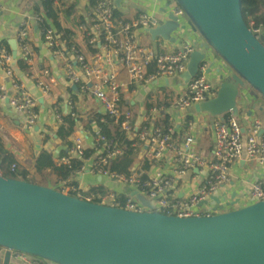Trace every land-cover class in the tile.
<instances>
[{
	"label": "built area",
	"instance_id": "1",
	"mask_svg": "<svg viewBox=\"0 0 264 264\" xmlns=\"http://www.w3.org/2000/svg\"><path fill=\"white\" fill-rule=\"evenodd\" d=\"M114 1L94 0L91 3L86 20L79 23L84 47L73 38L74 31L67 37L64 30L58 29L43 10L34 11V5L24 12H18L22 20L16 34L17 56L0 44L1 72L3 76L13 79L9 89L5 83L0 86V99H8L11 111L22 115L27 129L34 130L38 124L39 94L49 95L59 84L57 76L49 69H43V72L38 70L37 50L29 37V30L35 26L40 29L47 50L62 64L69 85H76L79 91L90 94L97 100L101 106L102 121L109 122L112 119L119 130L128 138L135 140L134 145L138 150L145 144L147 160L150 164L156 165L154 169L145 170L135 159L128 174L110 170L108 164L111 159L121 154L123 149L117 146L114 138L105 134L99 125L92 135L85 130L76 134L65 151L51 156L58 165L65 164L72 171L69 178L60 179L52 186L68 193L78 191V196H81V191L87 192L83 198L102 204L138 211L148 209L134 196L123 191V185H127L147 194L154 202L153 210L179 216L211 215L263 199V118L242 119L232 114L227 117L216 116L212 159L196 144V136L192 133L196 127L193 119L187 122L186 127L189 131L181 138L174 136L176 129L172 125L148 126L135 121L133 110L122 102L121 84L115 69L117 62L122 63L129 80L133 83H149L158 78L170 79L187 69L190 55L197 47L194 41L201 40V36L176 0H163L167 4L164 10L173 12L178 16L180 24H184L179 31L187 39L173 50H161L144 44L135 36V28L160 24V15L142 11L133 20L120 19L115 15ZM52 2L60 11L67 0ZM6 6V2L0 0V12L4 11ZM249 26L256 37L262 39L264 24L251 20ZM86 50L90 53L87 54ZM18 56L26 58L29 64L27 71L34 77L39 94L23 88L22 82L16 79ZM208 62L201 65L200 72L187 82L183 92L173 99L172 106L175 110L186 112L196 103L217 95L220 84L208 71L206 72ZM224 65L223 62V67ZM222 71L224 74L229 73L228 67L226 73L224 68ZM218 81L221 82L220 75ZM246 89L249 95L252 89L250 87ZM74 108L75 104L69 101L66 113H63L62 105L59 103H54L51 111L58 121L63 123L66 115L77 116ZM87 149H91L93 153L85 157L84 152ZM75 159H81L82 163L74 166ZM251 161H254L256 166L246 173L243 167ZM241 162H244L242 167ZM194 170L204 173L206 171L203 182L189 195L176 196L174 192L180 179ZM86 171L99 176L100 180L85 190L81 182ZM234 171H241V175L239 173L236 175ZM235 176L239 178L241 184L239 198L234 201L231 199L214 201L218 192ZM98 185L103 186L104 193L92 190ZM6 250L7 248L0 246V257L4 256ZM11 264L47 263L40 257L12 250Z\"/></svg>",
	"mask_w": 264,
	"mask_h": 264
},
{
	"label": "water",
	"instance_id": "2",
	"mask_svg": "<svg viewBox=\"0 0 264 264\" xmlns=\"http://www.w3.org/2000/svg\"><path fill=\"white\" fill-rule=\"evenodd\" d=\"M176 1L201 36L183 80L200 72L211 51L229 69L220 73L217 95L195 109L214 117L238 116L247 87L264 99V43L244 18L243 0ZM33 2L27 0L22 12ZM183 27L170 12L151 30L167 36ZM10 43L17 56L16 39ZM139 193L136 189L132 196L148 209L102 204L0 174V246L7 248L0 264H11L12 250L52 264H264V198L211 215L179 216L153 210V200L145 204Z\"/></svg>",
	"mask_w": 264,
	"mask_h": 264
},
{
	"label": "crops",
	"instance_id": "3",
	"mask_svg": "<svg viewBox=\"0 0 264 264\" xmlns=\"http://www.w3.org/2000/svg\"><path fill=\"white\" fill-rule=\"evenodd\" d=\"M3 1L6 2L7 8L0 12V42L6 41L11 48L10 51L13 53L10 41L16 39V34L22 20V16L18 12L20 13L22 11L27 0ZM37 2L38 0H34L33 5ZM91 3L92 0H79L76 5L75 0H67L66 5L73 7L72 12L69 14H78L79 17L82 16L83 20H86ZM114 5L115 15L117 18L124 20H133L142 11H146L159 14L161 17L160 24H162L168 19L170 13V11L164 10L167 4L163 0H115ZM59 18L65 28L74 31L73 38L81 47H84L82 33L80 37L76 34L80 29H74V20H71L69 17L66 18L64 12L59 13ZM156 27L157 25L153 27H137L135 28V36L142 43L161 50L176 49L181 46L182 42H184L183 40L187 39L179 30H169L167 36L162 32H152L151 29ZM29 34L30 41L37 50L38 62L36 64L38 70L43 72V69H49L51 73L57 76L59 84L53 88V91L49 95L41 96L35 86L34 77L28 71L25 72L16 68L15 77L18 81L22 82L23 88L39 94V120L34 130L27 129L24 125L22 115L11 111L8 99H0V137L3 138L5 147L9 151V159L17 161L26 167L35 179L34 181L42 184V173L36 167V157L40 152L45 149L52 156L65 151L67 146L72 143L76 134L85 130L89 135H92L99 126L98 119L102 117V114L100 112L101 106L97 100L90 94H84L79 91L76 85H69V80L62 64L55 60L43 43V36L40 29L34 26L29 30ZM86 53L88 54L90 51L86 50ZM210 54L211 57L206 65V72L208 71L209 75L219 83L220 73L218 72V67L223 64V61L214 51H211ZM223 68L226 73L227 66L224 65ZM115 69L121 84L122 102L125 106L133 110L137 123L148 126L161 125L163 127L172 125L176 129L174 136L181 138L182 135L187 134L189 131L186 127L187 122L193 119L196 127L192 133L196 136L198 148L206 156L211 159L213 158L214 119L216 116H211L207 112H198L195 109V105L189 107L186 112L177 111L172 106L173 99L183 92L187 83L183 80L181 74L172 77L173 79L158 78L149 83H133L129 80L121 62H117ZM171 80L174 81L173 86L176 91L166 89V86L171 84ZM4 83L6 84V88L9 89L13 84V79L3 76L0 69V86ZM69 101L75 104L74 110L77 116L74 117V132L67 139H64L58 134L59 127L62 123L52 113L51 107L54 103H59L62 105L63 113H66ZM148 102L151 104L150 108H148ZM239 107L240 112L238 116L242 117V119L259 117L264 119V99L253 90L249 92L247 99L240 100ZM137 162L145 170L156 168V165L153 163L150 164L146 158L145 144L138 150ZM243 165L244 162H241L240 166L242 167ZM247 166L245 164L243 170H246L248 168ZM234 172L236 175L237 173L241 175V171ZM245 172L247 173V171ZM205 175L206 171L205 173L204 171L198 170L189 171L180 179L174 193L180 197L189 195L203 182L206 177ZM84 177L81 185L85 190L93 187V184L98 183L100 180L99 176L92 175L90 171H86ZM55 179L56 177L53 174L50 177L47 176V185L52 186ZM135 190L127 185H123V191L131 196ZM240 194V180L235 176L218 192L214 197V201H218L219 199H231V201H234L239 198Z\"/></svg>",
	"mask_w": 264,
	"mask_h": 264
},
{
	"label": "trees",
	"instance_id": "4",
	"mask_svg": "<svg viewBox=\"0 0 264 264\" xmlns=\"http://www.w3.org/2000/svg\"><path fill=\"white\" fill-rule=\"evenodd\" d=\"M94 0H92L93 2ZM41 6L37 3L34 4L33 10H43L46 16L49 18L51 22H53L58 29L64 30L65 35L70 37L72 34V30L65 28L63 26L62 21L59 18V13L64 12L65 14H69L72 12L73 7L66 5L58 11V9L53 5L52 0H40ZM243 13L244 18L248 24H250L251 20H254L258 24H264V0H243ZM78 22L83 21V17L80 16L77 19ZM264 43V36L261 39ZM1 45L7 47L10 51L11 48L6 43V41L0 42ZM17 68L22 71H27L29 69V64L26 58L22 56H18L16 58ZM148 108H150V102L147 103ZM230 113L224 114L223 116H230ZM99 125L102 126L103 132L108 136H112L117 144V146L123 149V152L114 158L111 159L108 164V168L112 171H117L120 173H130L131 168L134 165L138 148L134 145V139L128 138L126 134L119 130L117 126L113 123L111 119L109 122L102 121L101 117L98 119ZM75 129V118L71 115H66L65 120L62 125L59 127L58 134L67 139L69 135L74 132ZM93 153L91 149H87L84 152L85 157L89 156ZM82 163L81 159H75L74 166H78ZM0 167L2 169V174L9 177H15L19 179H27L32 180V175L30 171L21 165L17 161H13L9 159V151L6 149L3 138L0 137ZM36 167L41 173L49 172L55 175L56 179L53 184L57 183L60 179L69 178L72 175L71 168L65 164L58 165L54 159L49 155L48 151L43 149L40 154L36 157ZM35 182V181H34ZM42 184H46V179L44 180L42 177ZM95 192L104 193L105 190L103 186L98 185L92 189ZM74 195H79L78 191H71ZM87 192L81 191V197Z\"/></svg>",
	"mask_w": 264,
	"mask_h": 264
},
{
	"label": "rangeland",
	"instance_id": "5",
	"mask_svg": "<svg viewBox=\"0 0 264 264\" xmlns=\"http://www.w3.org/2000/svg\"><path fill=\"white\" fill-rule=\"evenodd\" d=\"M79 0H75V2H76V5H77V2H78ZM38 4L41 6L42 4L40 3V0H38ZM70 6V5H69ZM65 17L67 18V17H69L71 20H74L73 21V25H74V29H76V30H78V28H79V22L77 21V19H78V17H79V15L78 14H75V13H72V14H65ZM73 29V28H72ZM76 34H77V36H79L80 37V34H81V31L80 30H78L77 32H76ZM171 79H173V78H171ZM173 80H171V84L170 85H168V86H166V89L167 90H171V91H176V89H175V87L173 86ZM219 84H220V82H219ZM254 91V90H253ZM256 92V91H255ZM241 95H242V93H241ZM241 95H240V98H241ZM243 111V110H242ZM238 117H240V116H238ZM256 166V163L254 162V161H251L249 164H248V168L245 170V171H247V173L248 172H250V170H252V168L253 167H255ZM47 176H51V173H49V172H43L42 173V177H43V179L45 180L46 179V177ZM32 178V180H35L33 177H31ZM37 181V180H36ZM54 185V184H53ZM137 199V198H136ZM138 199H140L143 203H145V204H148V202H150L152 199H150L149 197H148V195L147 194H145L144 192H140L139 194H138ZM46 263L48 264V261H46Z\"/></svg>",
	"mask_w": 264,
	"mask_h": 264
}]
</instances>
